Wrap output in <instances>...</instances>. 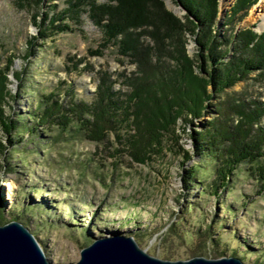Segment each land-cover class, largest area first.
Returning <instances> with one entry per match:
<instances>
[{"label":"rangeland","instance_id":"374dc122","mask_svg":"<svg viewBox=\"0 0 264 264\" xmlns=\"http://www.w3.org/2000/svg\"><path fill=\"white\" fill-rule=\"evenodd\" d=\"M66 1L46 0L48 8L39 10L41 20L52 5H57V12L64 10ZM235 1L224 0L220 5V13H224L218 23L221 35L247 28L264 33V0H257L244 20L228 25L226 14ZM172 3L178 5L177 0ZM35 12L20 9L15 0H0V55L3 62L15 56L14 71H24L21 81L14 76L10 79L12 93L20 96L6 111L30 130L37 129L17 132L14 146L4 140L0 129V138L8 147L3 163L6 169L0 172L4 209L0 226L11 221L25 225L52 264L77 263L81 250L95 238L115 233L134 237L149 255L162 260L217 259L223 255L247 264H264V191L249 165H239L227 188L216 195L211 186L217 162L196 155L187 134H182L180 144L193 154L189 162L169 149L140 165L124 155L112 156L117 147L113 135L98 144L77 134L76 129L63 133L57 125L38 126L34 115L44 96L55 93L63 104L72 98L88 101L96 91L99 71L132 72L135 67L128 60L122 65L115 48L102 57L89 55L103 35L86 15L80 28L67 21L73 32L39 41L36 53L28 56V41L38 34L32 23ZM197 49L188 35L189 54L194 55ZM258 73L251 72L226 92L264 102V78ZM115 90L126 91V87L117 84ZM222 97L211 100L209 110L194 119L188 131H203L217 116L213 110ZM194 166H199V171L188 189L185 179Z\"/></svg>","mask_w":264,"mask_h":264},{"label":"trees","instance_id":"16d2710c","mask_svg":"<svg viewBox=\"0 0 264 264\" xmlns=\"http://www.w3.org/2000/svg\"><path fill=\"white\" fill-rule=\"evenodd\" d=\"M178 1L186 10L183 17L169 11L163 0H67L64 10L57 12V5H52L41 20L39 10L44 0H15L20 9H36L32 23L38 34L28 41V56L36 53L39 41L73 32L67 21L80 28L86 15L103 35L99 46L89 49V55L102 57L106 50L115 48L122 65L128 60L135 67L132 72L99 71L96 91L88 101L72 98L63 104L55 93L44 96L35 121L40 127L57 125L63 133L76 129L77 134L98 144L113 135L117 147L112 156L124 155L140 165L149 164L169 149L189 162L193 154L180 144L182 134H187L196 155L217 162L211 186L214 194L227 188L230 176L242 164L250 166L262 192L264 102L226 90L253 71L264 78V33L247 28L222 36L218 26L220 0ZM256 1L236 0L226 14L228 25L244 20ZM188 35L198 46L194 55L188 52ZM231 50L234 52L229 55ZM15 60L11 55L3 62L0 55V129L11 146L18 142L17 132L37 130H30L6 111L20 96L10 89L11 74L18 81L23 79L24 71H14ZM117 84L126 91H116ZM221 97L213 110L217 116L205 129L188 131L192 121L209 110L210 101ZM4 140L0 138V172L6 169L3 163L8 147ZM198 171L199 166L189 169L185 179L188 189ZM3 210L0 204V223Z\"/></svg>","mask_w":264,"mask_h":264},{"label":"water","instance_id":"95a60500","mask_svg":"<svg viewBox=\"0 0 264 264\" xmlns=\"http://www.w3.org/2000/svg\"><path fill=\"white\" fill-rule=\"evenodd\" d=\"M168 10L180 17L177 9L163 0ZM46 0H44V3ZM221 2V0H220ZM224 13H220V19ZM233 50H231L232 52ZM232 55V54H230ZM17 62H15L16 64ZM13 79V75L10 77ZM0 264H52L35 235L25 225L11 221L0 226ZM74 264H247L237 257L189 260H162L142 249L134 237L121 234L95 238L81 250L80 260Z\"/></svg>","mask_w":264,"mask_h":264},{"label":"bare ground","instance_id":"6f19581e","mask_svg":"<svg viewBox=\"0 0 264 264\" xmlns=\"http://www.w3.org/2000/svg\"><path fill=\"white\" fill-rule=\"evenodd\" d=\"M167 1L169 2L171 7H175L177 9L179 15L183 16V15L186 14V10L182 7V5L180 4V2L178 0H177L178 1V5L177 6L172 3V0H167ZM222 2H224V0H221L220 5H221ZM262 28H264V24H263Z\"/></svg>","mask_w":264,"mask_h":264}]
</instances>
